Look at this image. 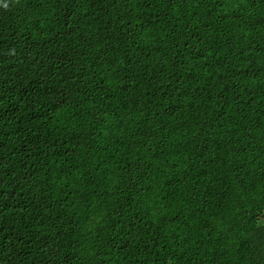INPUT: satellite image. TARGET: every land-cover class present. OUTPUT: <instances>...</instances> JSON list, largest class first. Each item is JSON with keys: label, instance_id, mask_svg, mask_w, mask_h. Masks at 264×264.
Returning a JSON list of instances; mask_svg holds the SVG:
<instances>
[{"label": "trees", "instance_id": "trees-1", "mask_svg": "<svg viewBox=\"0 0 264 264\" xmlns=\"http://www.w3.org/2000/svg\"><path fill=\"white\" fill-rule=\"evenodd\" d=\"M0 264H264V0H0Z\"/></svg>", "mask_w": 264, "mask_h": 264}]
</instances>
